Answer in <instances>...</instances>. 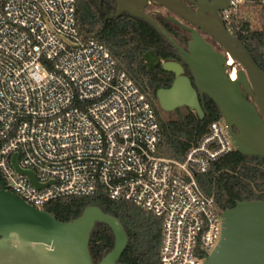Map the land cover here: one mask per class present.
Segmentation results:
<instances>
[{
	"label": "built area",
	"instance_id": "1",
	"mask_svg": "<svg viewBox=\"0 0 264 264\" xmlns=\"http://www.w3.org/2000/svg\"><path fill=\"white\" fill-rule=\"evenodd\" d=\"M227 2L220 16L229 32L264 29V0ZM76 3L0 0L2 180L40 209L99 191L130 201L162 218L161 264H202L220 239L222 213L196 176L234 149L224 119L184 160L160 155L151 101L105 44L80 34Z\"/></svg>",
	"mask_w": 264,
	"mask_h": 264
},
{
	"label": "water",
	"instance_id": "2",
	"mask_svg": "<svg viewBox=\"0 0 264 264\" xmlns=\"http://www.w3.org/2000/svg\"><path fill=\"white\" fill-rule=\"evenodd\" d=\"M115 1L116 11L107 19L128 12L145 20L174 46L182 60L162 62V68L172 72L174 80L169 87L157 90L160 107L173 111L187 106L203 118L200 96L206 94L218 104L234 149L264 158V70L238 35L225 27L219 11L228 5L227 0H216L214 11L198 4L193 9L183 0ZM149 4L175 15L169 19L191 35L187 48L158 23L153 12L147 10ZM198 29L212 37L223 51H217ZM236 64L241 68L233 79L228 70ZM17 159L15 155L19 170ZM25 173L39 187L35 175ZM97 222L109 225L115 235L114 248L98 264H121L118 261L128 236L117 218L100 207L88 206L78 218L62 222L26 202L0 179V264H94L89 243ZM202 264H264V199L238 201L222 212L220 239Z\"/></svg>",
	"mask_w": 264,
	"mask_h": 264
},
{
	"label": "trees",
	"instance_id": "3",
	"mask_svg": "<svg viewBox=\"0 0 264 264\" xmlns=\"http://www.w3.org/2000/svg\"><path fill=\"white\" fill-rule=\"evenodd\" d=\"M117 8L115 0H77L76 18L80 34L105 44L120 69L151 101L161 130L159 154L184 160L186 152L207 134L212 122L223 119L218 104L208 95L200 96L204 117L187 106L164 111L157 99V90L169 87L174 74L162 68L164 60H181L174 46L151 24L128 12L107 19ZM152 16L167 29L184 48L191 35L178 27L175 32L164 16ZM257 64L264 70V29L238 33ZM187 70V69H186ZM188 75L193 84L190 69ZM202 190L214 198V208L221 214L238 201L264 199V158L243 155L236 149L214 160L207 172L197 174ZM0 179L2 176L0 175ZM88 206L100 207L123 225L128 242L119 258L121 264H161L162 218L126 200H113L104 191L90 196H67L46 203L43 209L62 222L78 218ZM115 245L109 225L97 222L91 233L89 249L98 264Z\"/></svg>",
	"mask_w": 264,
	"mask_h": 264
},
{
	"label": "flooded vegetation",
	"instance_id": "4",
	"mask_svg": "<svg viewBox=\"0 0 264 264\" xmlns=\"http://www.w3.org/2000/svg\"><path fill=\"white\" fill-rule=\"evenodd\" d=\"M183 1H185V3H187L188 5L192 6L193 9H196L197 4L200 5L202 8L206 7V9L209 11H214L217 8L216 0H183ZM147 10L153 12L152 14H157L159 16H164L165 18H167V20H169L171 22V24H169V27L171 29H173L175 32H178V27H180V26L169 19L170 16H175L171 11L167 10L166 8L158 7V6L153 5V4H149L147 6ZM164 11H166V12H164ZM219 14H220V11H219ZM179 20L186 25L193 26L191 23H189L188 21H186L184 19H179ZM199 31L201 32V34L203 35L205 40L210 42L217 51H219V52L223 51V49L218 45V43L212 37H210L208 34L202 32L201 30H199ZM179 61H182V60H179ZM184 65H185V68L187 69V72H188L189 67L186 64H184ZM236 66L238 67V70L241 68L240 65H238V64H236L235 67ZM249 99H251L250 96H249Z\"/></svg>",
	"mask_w": 264,
	"mask_h": 264
},
{
	"label": "bare ground",
	"instance_id": "5",
	"mask_svg": "<svg viewBox=\"0 0 264 264\" xmlns=\"http://www.w3.org/2000/svg\"><path fill=\"white\" fill-rule=\"evenodd\" d=\"M230 62H233V59H232V58H230ZM232 76H233V78H234V77L236 78V76H237V69L234 70Z\"/></svg>",
	"mask_w": 264,
	"mask_h": 264
},
{
	"label": "rangeland",
	"instance_id": "6",
	"mask_svg": "<svg viewBox=\"0 0 264 264\" xmlns=\"http://www.w3.org/2000/svg\"><path fill=\"white\" fill-rule=\"evenodd\" d=\"M164 12H166V11H164ZM236 68H237V70H238V67L236 66Z\"/></svg>",
	"mask_w": 264,
	"mask_h": 264
}]
</instances>
